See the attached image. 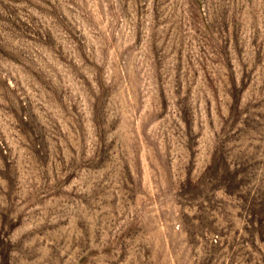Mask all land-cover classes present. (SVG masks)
<instances>
[{"label":"rangeland","instance_id":"rangeland-1","mask_svg":"<svg viewBox=\"0 0 264 264\" xmlns=\"http://www.w3.org/2000/svg\"><path fill=\"white\" fill-rule=\"evenodd\" d=\"M0 264H264V0H0Z\"/></svg>","mask_w":264,"mask_h":264}]
</instances>
